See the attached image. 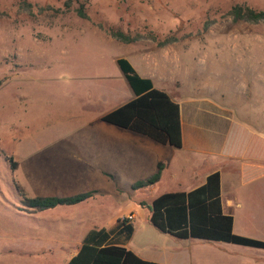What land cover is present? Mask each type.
<instances>
[{"label":"rangeland","instance_id":"obj_1","mask_svg":"<svg viewBox=\"0 0 264 264\" xmlns=\"http://www.w3.org/2000/svg\"><path fill=\"white\" fill-rule=\"evenodd\" d=\"M235 3L264 9V0H0V264L65 263L72 244L34 237L48 212L33 214L23 204L22 161L20 169L15 152L36 151L40 176L55 177L67 186L63 192L82 190L81 181L67 178V163H60L67 158L50 146L65 142L83 119L133 96L116 58L140 64L148 53L144 70L166 83L172 77L175 85L182 59L198 69L199 82L235 77L239 88L230 85L229 92L248 97L258 90L264 96V20H232L227 10ZM114 30L142 37L125 43L111 36ZM166 38L173 40L158 44ZM205 60H213L217 71L202 73ZM259 71L261 82L252 78ZM169 92L177 96L172 86ZM144 199L126 243L135 254L176 241L148 221ZM53 208L48 210L74 211ZM58 214L56 226L62 224Z\"/></svg>","mask_w":264,"mask_h":264},{"label":"crops","instance_id":"obj_2","mask_svg":"<svg viewBox=\"0 0 264 264\" xmlns=\"http://www.w3.org/2000/svg\"><path fill=\"white\" fill-rule=\"evenodd\" d=\"M148 59L149 54L143 53L138 59L140 64L133 60L131 65L138 75L148 77L154 87L177 102L180 147L161 144L142 134L100 121L102 114L83 119V124L70 132L65 142L50 146L53 152L67 158L62 157L60 163H67L68 180L81 181L79 186L83 187L82 190L73 192H63L67 186L57 183L55 177L37 173L39 158L36 151L15 152L19 157L20 169L22 161L21 185L26 197L67 196L93 191L85 200L65 205L72 208V212L64 209L62 212L57 209L31 212H48L43 218L46 226L38 224L34 237L54 245L72 244L65 262L75 253L90 229L105 230L108 243L131 250L126 243L133 234L132 222L136 213L145 206V196H148L149 204L161 193L189 191L203 184L206 176L213 171L218 172L220 209L232 218L231 231L264 241V172L248 182L242 183L240 180L241 164L261 165L264 168V160L228 158L220 153L231 122L260 136L264 143V96L258 90L250 91L248 97L229 92L227 89L231 86L233 89L239 88L235 77L216 82L206 76L199 82L198 69L193 70L182 59L179 60L178 84H174L172 77L170 80L166 77V83L164 77L154 78L151 71L144 70V63ZM169 64L170 61H164L163 66ZM205 68L214 72L213 60L203 61L202 73L206 71ZM253 76L256 81H262L261 71L254 72ZM169 86L174 88L177 96L170 94ZM20 147L22 141L14 149L19 150ZM158 162L162 163L158 180L147 187L132 190L131 183L152 174ZM96 199L98 202L93 203ZM147 211L148 219V208ZM79 212L84 214L78 215ZM58 213L62 214V224L56 226L52 222L56 221ZM128 214L132 215L126 221L131 231L126 236L118 220ZM169 235L176 241H168L155 253L136 255L161 264H264V248Z\"/></svg>","mask_w":264,"mask_h":264},{"label":"trees","instance_id":"obj_3","mask_svg":"<svg viewBox=\"0 0 264 264\" xmlns=\"http://www.w3.org/2000/svg\"><path fill=\"white\" fill-rule=\"evenodd\" d=\"M80 16H84L78 10ZM227 14L232 20L257 22L264 20V9L235 3ZM112 37L130 43L142 36L127 35L119 30L110 31ZM173 40L166 38L159 45ZM115 62L123 74L133 97L99 117L100 121L142 134L158 143L180 147V126L178 104L166 92L154 87L148 77H142L124 57ZM220 153L228 158L264 160L262 138L245 127L231 122L226 132ZM162 163L143 179L131 183L132 190L147 187L159 178ZM264 172L261 165L241 164L242 183L259 177ZM93 191L67 196L23 197L22 202L29 212L53 208L57 205H71L90 197ZM148 221L159 231L185 238L220 240L252 247L264 248V241L234 234L231 231L232 218L222 213L218 197V172L206 176L205 182L189 191L166 192L155 196L147 205ZM122 231L129 235L131 226L125 219L118 220ZM108 233L103 229H90L82 238L75 253L64 264H161L140 258L131 250L107 242Z\"/></svg>","mask_w":264,"mask_h":264},{"label":"built area","instance_id":"obj_4","mask_svg":"<svg viewBox=\"0 0 264 264\" xmlns=\"http://www.w3.org/2000/svg\"><path fill=\"white\" fill-rule=\"evenodd\" d=\"M132 218L131 214H128L127 216L121 218V219H125L126 221L130 220Z\"/></svg>","mask_w":264,"mask_h":264}]
</instances>
